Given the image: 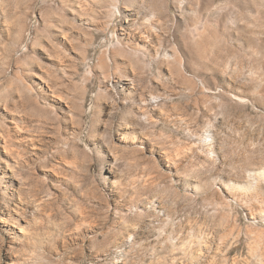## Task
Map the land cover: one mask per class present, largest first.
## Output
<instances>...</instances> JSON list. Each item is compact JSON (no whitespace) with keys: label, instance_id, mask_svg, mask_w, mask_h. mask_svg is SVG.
<instances>
[{"label":"rangeland","instance_id":"1","mask_svg":"<svg viewBox=\"0 0 264 264\" xmlns=\"http://www.w3.org/2000/svg\"><path fill=\"white\" fill-rule=\"evenodd\" d=\"M261 207L264 0H0V264H264Z\"/></svg>","mask_w":264,"mask_h":264},{"label":"bare ground","instance_id":"2","mask_svg":"<svg viewBox=\"0 0 264 264\" xmlns=\"http://www.w3.org/2000/svg\"><path fill=\"white\" fill-rule=\"evenodd\" d=\"M177 154V153H176ZM257 198V197H256ZM252 215V214H251ZM256 216V214H255ZM254 215H252V218H255L256 220V217ZM257 216L260 217L261 219L263 218L264 219V207H261V209L259 211H257Z\"/></svg>","mask_w":264,"mask_h":264}]
</instances>
